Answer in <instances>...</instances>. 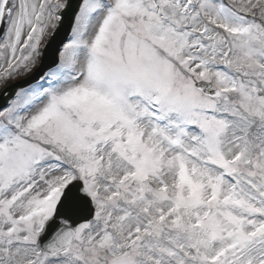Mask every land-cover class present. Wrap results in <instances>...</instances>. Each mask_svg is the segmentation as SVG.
Instances as JSON below:
<instances>
[{
    "label": "snow or ice",
    "instance_id": "obj_1",
    "mask_svg": "<svg viewBox=\"0 0 264 264\" xmlns=\"http://www.w3.org/2000/svg\"><path fill=\"white\" fill-rule=\"evenodd\" d=\"M34 71L0 264H264V0H0V87Z\"/></svg>",
    "mask_w": 264,
    "mask_h": 264
},
{
    "label": "water",
    "instance_id": "obj_2",
    "mask_svg": "<svg viewBox=\"0 0 264 264\" xmlns=\"http://www.w3.org/2000/svg\"><path fill=\"white\" fill-rule=\"evenodd\" d=\"M70 3H72L73 6H75L77 3H79V0H73ZM66 21H67V17L65 18L64 24L66 23ZM67 24H68V22L66 23V26H67ZM64 28L61 30L60 37L57 38V43L59 42L60 39H63L65 37L66 31H64ZM55 48H56V45L53 44L51 47H48V49L45 50V53H44V55L42 57V64H41V67H40L44 71L48 68V66L52 62L53 53L55 52ZM34 77H35V79H30L26 84L36 80L38 78V72H36L34 74ZM24 85H25V83H20V84L15 85L14 87H12V89L9 91L8 98L11 97V95L13 94L15 89H17L19 87H22Z\"/></svg>",
    "mask_w": 264,
    "mask_h": 264
},
{
    "label": "rangeland",
    "instance_id": "obj_3",
    "mask_svg": "<svg viewBox=\"0 0 264 264\" xmlns=\"http://www.w3.org/2000/svg\"><path fill=\"white\" fill-rule=\"evenodd\" d=\"M23 77V76H22ZM22 77H20V78H22ZM19 79V78H18ZM14 80H16V79H14ZM14 80H12V81H14ZM12 81H9V83L8 84H10ZM7 84V85H8ZM7 85H5V86H7ZM5 86H3V87H0V91L5 87ZM35 86V85H34Z\"/></svg>",
    "mask_w": 264,
    "mask_h": 264
}]
</instances>
